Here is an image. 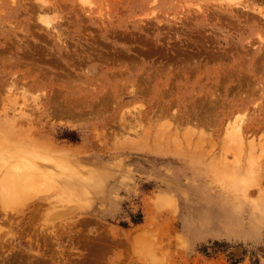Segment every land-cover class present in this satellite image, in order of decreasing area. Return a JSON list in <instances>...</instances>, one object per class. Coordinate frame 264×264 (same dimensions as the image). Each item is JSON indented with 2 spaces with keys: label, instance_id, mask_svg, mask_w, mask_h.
Wrapping results in <instances>:
<instances>
[{
  "label": "rangeland",
  "instance_id": "rangeland-1",
  "mask_svg": "<svg viewBox=\"0 0 264 264\" xmlns=\"http://www.w3.org/2000/svg\"><path fill=\"white\" fill-rule=\"evenodd\" d=\"M263 14L264 0H0V124L17 121L0 126V168L26 164L8 155L23 146L73 151L49 189L9 205L0 190V264H264V127L250 158L221 131L230 111L264 123ZM66 102L75 114L53 116Z\"/></svg>",
  "mask_w": 264,
  "mask_h": 264
},
{
  "label": "bare ground",
  "instance_id": "bare-ground-1",
  "mask_svg": "<svg viewBox=\"0 0 264 264\" xmlns=\"http://www.w3.org/2000/svg\"><path fill=\"white\" fill-rule=\"evenodd\" d=\"M238 5H240V3H238ZM236 6H237V4H236ZM260 10L261 9H259V11ZM257 13H259V12H257ZM259 15H260V13H259ZM263 18H264V16H263ZM260 84L262 85V87L260 86ZM255 86H258L259 87V92H262V95H264L263 82H259V79H258V82L255 83ZM261 97H263V96H261ZM66 103H68V102H66ZM70 103L71 104L68 103L69 105L67 104L66 107H61V106H58V105L55 106L54 111L52 110L53 111V116H56V115L59 116V114H67V115L75 114V111H77L76 107L79 104V102H77L78 104L72 103V102H70ZM240 105L244 106V103L243 102H241V103L236 102V103H231V104H229L227 106H228V109L234 110V109H237L238 107H240ZM227 106L225 107V109H227ZM261 110H262V108H261ZM230 112H228L229 114H225L224 115V118H223V120L221 122L222 125L224 124V126L226 127V128L224 127L225 130H221L223 132L225 131V133H226L225 137H227V140L225 141V143H226L225 147L228 150V149H230L231 146H235L236 145V148L238 150L237 152H239L240 155L242 156L243 155L242 152H244L243 150H247L248 149V148H246V149L243 148V145H244V143H245V141L247 139V136L250 135V138H251V136L252 137L255 136L256 135L255 133L257 132V130L260 129L262 126L264 127V123L261 124V122L259 120H257V119H255V120L251 119L252 121L249 119L250 122L239 124V122L238 123L235 122L230 117V115L233 114V113H230ZM236 116H238V115L236 114ZM236 116L234 117V119L236 118ZM190 117H191L192 121L198 123L197 125H204L205 124V117L199 115L198 113H194ZM240 119H242V118H240ZM188 120H189V118H188ZM237 121H238V118H237ZM16 123H17V121H14V123H13V121L9 122L8 120H6V122L1 123L0 126L16 124ZM190 123H193V122H190ZM18 125H19V123H18ZM255 138H256V136H255ZM42 139L44 140V138H42ZM250 141H252V143H254V144L256 143V142H254L252 140V138H251ZM41 142H42V140H41ZM252 143H251V146H252ZM231 144H233V145H231ZM246 145H247V143H246ZM259 145H260V149H259L258 153L261 154L260 152H264V141H262L260 139V144ZM251 146L249 147V149H251ZM254 146L255 145H253V148H254ZM23 147L25 149L24 148L21 149L20 152H17V150H14V149L12 151H8V155L11 157V156H14V154H17L18 156H20V159H22L21 157L25 155L26 164H23V162H22L19 165L15 166V165H13L14 163L11 164V163H8V162H4V163L2 162L3 164H2V167L0 168V190L2 191L1 196H2V199L5 202V204L8 203L7 205H9V203L14 201L13 199H17V200L19 199L20 200V198L21 199L25 198V200H26V199H28L30 197L31 194L40 191L41 188H48L49 189L50 186H54V185H51V183H53V182L54 183L55 182L60 183V180L62 179V177H64V170H70L71 168H73V166L70 165V164L62 166L61 164H59L61 162H57V160L60 161L59 159L62 160L61 157H65V156L68 155V153L73 152V151H70L69 149L68 150L67 149H60V148L57 149L58 146L56 148L55 146H53L52 144L49 143V147L48 148H50L51 155L50 154L47 155V154H43V153H41L42 155H40V152L38 153L36 150L31 149V147L30 148L27 147V146H23ZM258 148H259V146H258ZM257 149L256 150L254 149L252 151H255L254 153H256ZM249 151H248V153H249ZM244 154L246 155L245 152H244ZM251 155H253V154H251ZM251 155H249V156L251 157ZM262 155H263V153H262ZM249 156L246 155L245 157L250 158ZM256 156H258L257 153H256ZM256 156L254 157L255 159H256ZM33 157H36L35 160H39V162L42 164L41 168H40L39 164L37 165V166H39V168L35 167V164L37 162L34 164ZM243 157H241V159ZM263 157H264V155H263ZM255 159L252 158L250 161H252L254 163L253 160H255ZM263 159L264 158H262V160ZM62 162H64V161L62 160ZM254 164H256V163H254ZM84 177H85L84 179H88V180L91 179V178H94L93 174L91 176L89 175L88 177L87 176H84ZM232 181H233L236 189L238 191H240V193L243 195L245 193V191H246V188L249 186L248 182L245 179H243V177L240 175V173H236L234 175V177L232 178ZM51 189H53V187H51L50 190ZM1 204H2V202H1Z\"/></svg>",
  "mask_w": 264,
  "mask_h": 264
}]
</instances>
